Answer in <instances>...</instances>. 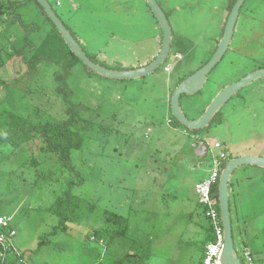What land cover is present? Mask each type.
<instances>
[{
    "label": "rangeland",
    "instance_id": "1",
    "mask_svg": "<svg viewBox=\"0 0 264 264\" xmlns=\"http://www.w3.org/2000/svg\"><path fill=\"white\" fill-rule=\"evenodd\" d=\"M8 1L14 0H0V4ZM48 1L99 64L127 70L154 58L157 32L148 11L136 6L132 9L141 14L129 12L133 16L126 17L116 12L112 0ZM229 1L158 0L174 29V40L167 60L151 75L115 81L83 64L72 70L69 100L90 108L83 113L87 122L83 147L72 151V172L55 156L40 152L41 140L33 134L10 130L4 114L11 111L38 120L36 107L64 118L66 104L54 84L58 67L41 64L29 71L17 57L0 69V79L6 81L0 84V216L10 218L15 230L8 241L13 255L17 252L31 264H199L202 234L185 233L187 219L176 217L179 210L157 211L155 206H162L163 197L160 192L155 201L157 184L181 186L197 198V175L201 168L212 170L215 158L226 154L227 162L242 153L264 157V78L222 108L217 118L222 126L216 120L205 130L191 132L171 123L170 96L181 81L210 60L222 37ZM19 12L24 25H40V31L31 35L35 43L40 42L51 25L44 22L38 5L33 1ZM20 30L16 17L0 19L2 41L8 34L14 41L21 36ZM263 65L264 0H246L230 49L204 89L181 98L186 115L201 117L225 87ZM166 66H171V73L165 72ZM197 140L209 146L206 161L195 155ZM253 168L241 167L231 177V211L239 257L248 248L256 264H262L264 171ZM238 176L244 202L239 217L233 191ZM72 183L80 208L68 231L52 233L59 223L55 200ZM203 222L210 224L207 219ZM131 254L137 257L129 258Z\"/></svg>",
    "mask_w": 264,
    "mask_h": 264
},
{
    "label": "trees",
    "instance_id": "2",
    "mask_svg": "<svg viewBox=\"0 0 264 264\" xmlns=\"http://www.w3.org/2000/svg\"><path fill=\"white\" fill-rule=\"evenodd\" d=\"M33 1L38 5L41 12L43 13L45 20L44 22L48 21L51 25L45 36L38 43H35V41H33L31 35L40 31V25H24L22 22V15L19 12V10L23 6L28 5ZM236 1L237 0L229 1L225 19L226 21ZM5 16L16 17V20L21 28L20 32L22 31V34L21 36H18L14 41L11 40V34H8L7 37H5L6 35H4V41L1 40L0 36V41H2L1 43H3L0 46V69L7 64V61L16 59L17 57H21L25 66L29 68V71H35L41 64H51L57 66L58 69L54 72L55 90L60 96H62L66 104L65 117L62 119L52 117L46 113L44 114L39 108L36 107L33 108V111L37 114V117L39 118L38 120H33L30 117H28L30 119L24 118L17 113L6 111L4 114L6 115L8 121L7 127L10 130L21 131L25 134H33V137L41 140V145L39 147L40 152L55 156L57 161L61 163L64 168L72 172L74 171L72 166V151L80 150L83 147L85 140L82 131L86 129L87 123L83 116V113H88L90 108L84 103H73L69 100L70 89L68 81L71 76L72 70L78 64L83 63L70 51L60 33L47 17L43 8L38 4L37 0H14L8 1L7 4L1 3L0 19ZM217 46L218 42L214 51L212 52L211 57L217 49ZM88 56L98 63V61L91 57L89 54ZM263 67L264 65L261 68ZM5 82V80L0 79V84H3ZM218 115L219 113L216 115L212 123L217 120ZM221 122L222 120H217V124ZM171 123H174L177 126H181L174 117H172ZM212 123L209 127L212 126ZM33 162L39 164V162H36L35 159H33ZM225 164L226 162L223 163V166H225ZM218 184L219 182L213 188V198L217 202V210L219 212V217L221 218L218 201ZM74 186L75 184L72 183L69 189L65 191L63 195L57 197L55 200L53 210L59 218V223L54 228V231L52 233H57L59 231H68L67 225L74 221L76 212L80 208L79 199L72 194V189ZM211 231L212 230L210 227L207 230V238L202 242L201 258L199 264H204L203 259L205 246L207 242L212 240ZM124 232L125 230L121 233L124 234ZM42 244H44V241L40 243V245ZM12 251L13 250L11 249L9 250V260L5 263L2 262L0 257V264H18V257L15 254L13 255Z\"/></svg>",
    "mask_w": 264,
    "mask_h": 264
},
{
    "label": "water",
    "instance_id": "3",
    "mask_svg": "<svg viewBox=\"0 0 264 264\" xmlns=\"http://www.w3.org/2000/svg\"><path fill=\"white\" fill-rule=\"evenodd\" d=\"M37 2L43 8L52 24L56 27L70 51L81 60L86 68L101 77L115 81L141 79L155 73L158 69H160L170 55L174 37L173 28L166 12L159 4L158 0H146V2L150 7L155 19L158 21L163 33L161 50L156 58L149 64L140 68L129 70L111 69L92 60L80 45L79 41L74 37L73 33L65 25L63 20L58 16L51 3L48 0H37ZM245 2L246 0H237L234 4L226 21L223 35L210 60L198 71L183 80L173 91L170 101L172 116L181 126L185 127L191 132H199L207 129L211 125L216 115L232 98H234L252 83L264 78V69H259L246 75L239 81L225 87L213 99L209 107L204 111V114L197 119L189 118L181 106V98L183 96H194L204 89L209 75L229 51L233 41L238 18ZM196 144V157L203 161L208 160L210 154L208 144L204 140H197ZM241 167L264 168V157L249 155L239 156L229 159L222 169L218 184V201L224 229V246L221 255V261L223 264H242L239 254L235 248L230 203V180L236 170Z\"/></svg>",
    "mask_w": 264,
    "mask_h": 264
},
{
    "label": "crops",
    "instance_id": "4",
    "mask_svg": "<svg viewBox=\"0 0 264 264\" xmlns=\"http://www.w3.org/2000/svg\"><path fill=\"white\" fill-rule=\"evenodd\" d=\"M112 3L114 4V7L116 8V12L119 13V15L121 14V15L126 16V17L137 15V14L140 15L141 13L137 9L136 10L132 9V8H135L136 6L139 7L141 10H143V12L148 11L150 13V15H153V13H152L150 7L148 6L146 0H112ZM129 5H131L132 7H129ZM142 7H147V8H142ZM226 10H227V8H226ZM129 12L133 15H129ZM152 17H154V15ZM154 19H155V17H154ZM225 19H226V16H225ZM225 24H226V20L222 25L221 35H223ZM154 29H155V32H157L154 36V41L157 42V49L154 53V58L152 60H154L156 58V56L159 54L161 47H162V41H163V33H162L161 27H160V25L156 19H155ZM173 33H174V31H173ZM115 35H118V33ZM114 38H116V37H114ZM220 39L221 38H219L217 41L218 44H219ZM173 40H174V38H173ZM172 45H173V41H172ZM171 48H172V46H171ZM176 57L180 58V59L182 58V56L180 54H177ZM152 60L145 61L144 65L149 64ZM144 65H139L137 67H129L127 70L134 69V68H140ZM169 67H170V71H165L166 73L172 72L171 66H169ZM170 98H171V96H170ZM223 124H224L223 122L219 123L220 126H222ZM244 155H248V154L242 153L239 156H244ZM239 156H237V157H239ZM253 169H256L258 171H264V168H259V167H254ZM200 172L201 173H199L197 175V181H196L195 185L197 183H199L200 181H202L203 179H205L210 174L211 170L201 168ZM240 179H241V176H238V178H237L238 181H236V183H235L236 185H234V187H233V191L235 193V210H236L237 217H239V215H240V211H241L240 209H244V207H243L244 202L242 200V193H240V188H241L240 182H239ZM156 183H157V181H156ZM157 185H158V192L156 194L155 201L159 200L160 192H162V195H163V197L161 198L162 206H159V205L155 206L157 211L169 213L172 210H179V211H177V214L179 217L177 215H176V217L187 219L186 226L184 228L185 233L187 235L189 233L191 235L202 234V237L205 240L207 238V230L210 228V224L208 226H205V224L203 222V219L208 220V218L206 216L205 208L201 204L199 196H198L197 192L195 191V186H194V192L196 193L197 198L194 195H192L189 191L183 190L181 186H177V185L172 184V185H169L167 187L166 186L162 187L161 183H158ZM171 198L173 200L172 202H170ZM180 200H182V202H179ZM230 203H231V192H230ZM231 209H232V206H231ZM231 214H232V211H231ZM188 240H189V242H191L193 240V236L188 237ZM249 250L252 251L251 249H249ZM252 253H253V251H252ZM253 255H254V253H253ZM134 256L135 255L131 254L129 256V258L130 257L131 258L137 257V256H135V257ZM254 258H255V262H256L255 255H254ZM262 264H264V262H262Z\"/></svg>",
    "mask_w": 264,
    "mask_h": 264
},
{
    "label": "built area",
    "instance_id": "5",
    "mask_svg": "<svg viewBox=\"0 0 264 264\" xmlns=\"http://www.w3.org/2000/svg\"><path fill=\"white\" fill-rule=\"evenodd\" d=\"M165 71H170V67L166 66ZM226 159V154L215 158L210 174L196 184V192L199 195L201 204L205 208L206 216L212 230V240L207 242L205 246L204 264H223L221 255L224 246V229L217 210V202L213 198V188L219 182L224 167L223 163ZM14 236L15 230L12 228L11 219L6 216H0V257L3 263L9 260V250L12 248L8 241ZM16 255L18 257V264H31L23 255L17 252ZM241 261L242 264H256L254 255L248 248H244Z\"/></svg>",
    "mask_w": 264,
    "mask_h": 264
},
{
    "label": "flooded vegetation",
    "instance_id": "6",
    "mask_svg": "<svg viewBox=\"0 0 264 264\" xmlns=\"http://www.w3.org/2000/svg\"><path fill=\"white\" fill-rule=\"evenodd\" d=\"M259 69H264V67H263V68H259ZM259 69H258V70H259ZM239 94H240V93H239ZM239 94H237V95H239ZM237 95H236V96H237Z\"/></svg>",
    "mask_w": 264,
    "mask_h": 264
}]
</instances>
